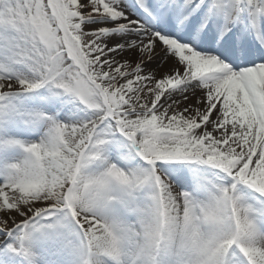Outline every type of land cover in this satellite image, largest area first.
I'll use <instances>...</instances> for the list:
<instances>
[{"label":"snow or ice","instance_id":"6c2138e0","mask_svg":"<svg viewBox=\"0 0 264 264\" xmlns=\"http://www.w3.org/2000/svg\"><path fill=\"white\" fill-rule=\"evenodd\" d=\"M0 264H264V0H0Z\"/></svg>","mask_w":264,"mask_h":264}]
</instances>
